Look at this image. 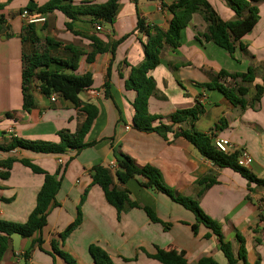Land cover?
<instances>
[{"label":"crops","instance_id":"1","mask_svg":"<svg viewBox=\"0 0 264 264\" xmlns=\"http://www.w3.org/2000/svg\"><path fill=\"white\" fill-rule=\"evenodd\" d=\"M30 1L0 0V147L7 148L14 138L60 143L61 132L75 135L86 123L85 104L97 107L98 115L84 139L89 145L79 152L44 154L0 149V221L23 224L36 207L45 178L23 165L22 160H29L50 174L59 169L64 172L42 234L30 239L13 236L1 264H68L54 246L77 264H95L91 245L104 249L115 264H162L148 256L159 251L167 259L184 258L190 264L205 257L218 264H229L218 238L206 237L211 231L195 214L168 195L145 188L143 178L131 179L126 184L114 179L116 187L126 190L130 201L140 206L119 216L102 188L93 184V175L96 166L115 172L110 165L113 162L118 165L122 154L131 156L142 167L150 165L158 169L166 187L179 196L196 200L207 215L220 223L236 256L241 247L237 236L241 235L247 263L264 264V188L232 169L214 165L187 139L176 137L175 133L181 129H190L189 122L176 124L166 137L140 130L135 123L133 102L137 93L128 90L126 82L132 68L143 63V44L148 41L146 34L137 30L138 19L144 20L146 26L168 30L172 14L163 3L171 5L178 0H119L114 24H101V31L96 30L89 16H79L70 31L66 26L70 20L62 12L43 15L46 22L36 26L40 38L37 44L47 46L53 56L66 61L74 58L73 53L55 45L56 42L81 50L77 69L68 73L77 76L89 73L94 82L90 91L80 94L79 107L60 95L52 102L50 97L37 92L34 106L26 111L23 57L33 50V45L23 41L28 23L22 13ZM50 1L34 0L38 7ZM108 1L73 0L72 4L99 5ZM208 1L225 21L239 18L228 0ZM256 5L260 20L243 38L234 57L213 42L198 40L207 24L201 14H194L182 31L179 46H167L160 65L149 74L156 82V92L149 99L148 110L156 117L152 127H157L171 125L176 112L201 105L204 113L195 123L196 130L230 140L231 152L249 154L253 163L248 169L264 179V93L260 102H255L256 85L264 86V0ZM91 36L98 37L108 50L89 62L88 56L93 51ZM46 39L53 41L46 44ZM115 43L118 46L113 54L111 48ZM249 67L255 71L253 83L237 85L231 78L219 77L222 70L246 73ZM215 82L230 90H237L238 86L248 88L245 96L237 93L245 106L232 104L222 89L208 87ZM12 159L15 162L9 177L3 179L1 173L7 171L2 164ZM204 179L215 183L207 187L201 182ZM145 207L152 209L162 223L153 222ZM79 217V227L62 240L60 234ZM40 236L42 248L34 244ZM238 264L245 263L240 260Z\"/></svg>","mask_w":264,"mask_h":264},{"label":"trees","instance_id":"2","mask_svg":"<svg viewBox=\"0 0 264 264\" xmlns=\"http://www.w3.org/2000/svg\"><path fill=\"white\" fill-rule=\"evenodd\" d=\"M259 1L260 0H228L232 9L239 17L237 20L230 22L225 21L208 0H178L171 5L163 3V6L172 14L168 30H163L156 26H146L144 20L139 18L137 30L145 33L148 37L147 43L143 44L145 59L140 66L132 68L130 78L126 82V88L128 90H134L137 93L133 106L136 111L135 123L140 130L146 132L154 131L166 137L168 133L173 132V127L176 124L189 122L190 129H181L179 132L175 133L176 137L187 139L199 150L203 157L211 161L214 165L220 168L232 169L247 178L250 183L264 188V179L258 178L248 168L238 164L239 153H224L219 151L213 144V134H205L196 130L195 123L204 113L201 105L178 111L171 117V125H160L157 127H152V122L156 120V117L152 116L148 110L149 99L156 92V82L149 74L160 65L161 56L167 46H173L175 48L179 46L182 31L188 27L194 14H201L207 24L206 31L198 34V40L200 42H213L234 57L236 49L242 47L243 38L255 28L260 20V11L256 5ZM72 3L73 0H51L44 6L38 7L34 0H31L26 9L31 13L37 12L41 15H47L55 11L62 12L70 20L66 23L67 29L73 31V22L76 21L79 16H89L91 18V23L94 24H107L109 20H112V26L120 7L119 0H110L105 4L99 5L85 2L81 5L74 6ZM1 23L2 19L0 17V24ZM36 26L37 24H27L25 32L22 35L24 42L29 41L33 45V50L29 53H24L23 57L24 109L30 111L34 106L35 93L37 92L47 97H51L54 93H57L64 99L71 101L77 107L81 106L82 102L79 96L81 93L91 90L94 82L93 77L89 73L83 76H77L73 73H68V71L77 69L78 60L82 55V51L70 45L56 42L55 45L71 51L74 58L71 61H66L53 56L48 51L47 46L40 47L37 44L40 38L37 36ZM89 39L92 41L93 51L89 54L88 61L92 62L98 53L107 51L108 46L96 36H91ZM52 41L53 40L46 39L45 42L48 44L52 43ZM117 46L118 43L112 46L111 51L113 54H115ZM219 77L231 78L237 85H239L240 82L253 83L256 80L253 67H249L246 73H229L222 70L219 73ZM208 87L222 89L225 96L232 104L245 106V101L239 99L237 93L241 96H245L248 93V88L238 86L237 90H230L222 87L216 82L209 84ZM263 93L264 86L256 85V103L260 102ZM83 109L88 113L86 123L75 135L70 134L68 131L61 132L60 143L34 142L14 138L7 148L0 147V149L6 151L24 149L44 154H64L70 150L79 152L89 145L84 142V139L98 115L97 107L91 104H85ZM14 162L15 160L12 159L2 164V167L7 171L1 173L3 179L9 177V170ZM117 162L118 165L115 172L103 166L94 167L93 184L102 188L108 203L117 210L119 216L128 209L140 208V206L130 201L126 190H120L116 187L114 179L116 178L121 184H126L131 179L137 177L143 178L145 182H142V185L145 188L162 192L176 203L193 212L197 220L211 231L206 237L211 238L212 235H215L218 238L220 249L229 264H238L240 260L248 264L246 260L245 240L243 237L241 235L237 236L241 242V247L238 256H236L233 253L231 242L227 241L223 235L220 223L207 215L196 200L179 196L172 189L166 187L162 183L161 173L158 169L150 165L142 167L138 165L131 156L126 154H122ZM21 163L30 168L34 173L43 175L45 178L44 184L37 195L36 207L30 214L27 222L19 224L0 221V264L8 248L9 241L13 236L18 235L22 238L30 239L36 234H42L43 229L47 225L49 209L56 201V196L61 189L64 176L62 169H59L55 174H50L29 160H22ZM201 182L206 183L207 187L215 183L207 179ZM143 209L153 222L162 223L152 209L148 207ZM80 223L81 217L69 225L67 229L60 234V238L65 240L79 227ZM36 243L42 248L43 240L41 236L34 242V244ZM54 249L56 253L68 262V264H77L69 255L58 251L55 246ZM90 254L95 264H115L110 255L104 249L96 245L90 246ZM148 256L158 260L162 264H190L184 258L177 260L167 259L163 256L161 251H159L157 255ZM126 261L131 260L126 259ZM196 264L218 263L211 257H205Z\"/></svg>","mask_w":264,"mask_h":264},{"label":"built area","instance_id":"3","mask_svg":"<svg viewBox=\"0 0 264 264\" xmlns=\"http://www.w3.org/2000/svg\"><path fill=\"white\" fill-rule=\"evenodd\" d=\"M22 18L27 20L28 24H43L46 22V17L43 15H39V14H34L31 13L28 10H24L22 13ZM96 30L97 31H101L102 30V26L101 24H96ZM99 93H97L98 95ZM58 94L54 93L50 99L52 102H55L57 100ZM213 144L214 146L221 152L224 153H229L231 152L230 147H231V142L228 139H224V138H214L213 139ZM232 153V152H231ZM253 163V158L247 154L244 153L242 155L239 156L238 159V164L242 167L248 168L251 164ZM111 168H117V163H111L110 165Z\"/></svg>","mask_w":264,"mask_h":264},{"label":"water","instance_id":"4","mask_svg":"<svg viewBox=\"0 0 264 264\" xmlns=\"http://www.w3.org/2000/svg\"><path fill=\"white\" fill-rule=\"evenodd\" d=\"M108 24H112V20H109V21H108Z\"/></svg>","mask_w":264,"mask_h":264}]
</instances>
